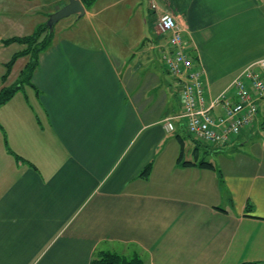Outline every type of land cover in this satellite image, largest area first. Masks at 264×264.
<instances>
[{"label":"crops","instance_id":"obj_1","mask_svg":"<svg viewBox=\"0 0 264 264\" xmlns=\"http://www.w3.org/2000/svg\"><path fill=\"white\" fill-rule=\"evenodd\" d=\"M167 1L149 0V12L185 25L207 96L264 58V0ZM58 7L0 0V90L12 85L13 69L3 75L15 53L2 39L33 34ZM151 35L137 63L55 40L28 82L35 102L20 87L0 105V264H91L105 250L146 264H264V111L225 147L195 139L164 63L169 37L163 46Z\"/></svg>","mask_w":264,"mask_h":264},{"label":"built area","instance_id":"obj_2","mask_svg":"<svg viewBox=\"0 0 264 264\" xmlns=\"http://www.w3.org/2000/svg\"><path fill=\"white\" fill-rule=\"evenodd\" d=\"M157 27L169 37L170 48L163 59L169 73L182 83L179 117L188 133L205 144H227L251 127L264 107V58L244 67L220 93L207 96L202 72L187 48L185 25L177 15L165 11L159 13ZM172 119L165 120L169 130L174 129Z\"/></svg>","mask_w":264,"mask_h":264},{"label":"rangeland","instance_id":"obj_3","mask_svg":"<svg viewBox=\"0 0 264 264\" xmlns=\"http://www.w3.org/2000/svg\"><path fill=\"white\" fill-rule=\"evenodd\" d=\"M148 1L149 0H95L91 5L92 7H95L94 14H90L89 12L87 14L85 13L83 16H79L74 13L61 18L51 30L54 32L52 42L55 40H61L62 38H69L81 41L89 46L100 45L109 50L119 52L122 56H126L127 59L124 60L128 62L134 61V63H137L139 58H136V55H138L139 51L149 50L150 52L151 45L156 44V40L153 42L150 41V39H152L151 34H154V30L155 33H157V36L161 39L159 43L161 42L163 46H166L168 39L166 36H163L164 34L161 35V33L156 31L155 25L158 18H156L154 12H149ZM155 1L157 4L160 3L169 8L167 0ZM172 1L175 2L178 0ZM42 2L51 9L56 7V5H58V8L60 9L68 3V0H42ZM178 7H182L181 3H179ZM140 18L144 21V26H142V28H145L147 33L143 29H140L141 27L135 23V21H139ZM142 31L146 33L147 38H143L140 41L137 37L141 35ZM10 34L13 35L17 33L14 32ZM23 47V44L14 42L9 45L8 48H5L6 50L4 54L11 55L16 51L21 50ZM134 58L136 59L134 60ZM29 60L30 56L27 55L25 58L20 57L17 60L18 62L16 61L14 68H12L14 75L9 80V84H12L11 86L21 83V70L24 69ZM4 72H6V67ZM236 75L237 73L230 75V78H234ZM181 88L182 85L180 86V89ZM21 89L22 91L19 92L20 95L26 96L34 103V92L25 80L22 82ZM261 109L264 111V107ZM184 135L186 136L185 132ZM222 146L225 147V145ZM200 147H204L203 143ZM203 151V148H201L202 153ZM211 158L216 162L226 161V158L214 154L211 155Z\"/></svg>","mask_w":264,"mask_h":264},{"label":"trees","instance_id":"obj_4","mask_svg":"<svg viewBox=\"0 0 264 264\" xmlns=\"http://www.w3.org/2000/svg\"><path fill=\"white\" fill-rule=\"evenodd\" d=\"M86 7H90L92 2L95 0H82ZM53 31H50L46 24H43L37 28V30L31 35L25 36H13L9 38L2 39L4 44H9L12 42H19L24 45L21 50L16 51L10 60L6 62V72L3 75V79H7L9 76L13 65L22 56H30V60L25 65L21 72L20 84L15 86H4L0 90V105L8 101L15 92L22 87V82L25 80L27 83L30 82L31 76L38 64V58L40 54L46 50L52 43ZM200 165L203 167L213 168L214 164L207 160L200 161ZM150 172V166H148L142 175L146 176ZM91 264H146L145 260L141 257L140 253L134 252L132 254H122L115 251H101L96 254Z\"/></svg>","mask_w":264,"mask_h":264},{"label":"water","instance_id":"obj_5","mask_svg":"<svg viewBox=\"0 0 264 264\" xmlns=\"http://www.w3.org/2000/svg\"><path fill=\"white\" fill-rule=\"evenodd\" d=\"M74 13L79 16H83L86 13V7L82 0H68L66 5L49 15L46 25L51 31L61 18Z\"/></svg>","mask_w":264,"mask_h":264}]
</instances>
